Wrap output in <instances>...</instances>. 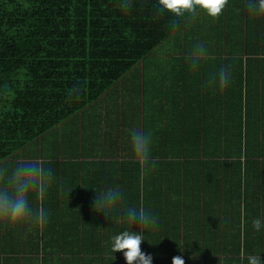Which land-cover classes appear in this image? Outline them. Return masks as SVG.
Wrapping results in <instances>:
<instances>
[{"label": "trees", "instance_id": "trees-1", "mask_svg": "<svg viewBox=\"0 0 264 264\" xmlns=\"http://www.w3.org/2000/svg\"><path fill=\"white\" fill-rule=\"evenodd\" d=\"M156 4L134 0L125 13L117 0H0V166L40 155L53 171L44 196H30L46 222L0 227V264H126L123 252H112V238L138 230L124 215L129 207L157 218L141 243L147 254L165 250L163 257L151 254L152 264H172L180 249L187 250L185 264H204L212 250L230 253L215 255L216 264H248L264 253V207L251 199L260 189L264 196V16L250 13L247 0H228L215 19L200 8L195 16L158 14ZM198 40L207 49L200 73L210 78L191 68L168 73L163 64L151 74L150 53L162 41L163 49L175 45L188 57ZM221 67L230 75L223 89L209 83ZM128 72L135 73V89L121 103L135 110V129L151 134L153 93L168 102L151 134L156 163L143 177L109 121ZM74 88L79 93L69 98ZM103 127L99 139L95 131ZM180 132L191 143L180 142ZM99 145L104 156L83 158ZM188 154L195 169L185 190L178 184L186 170L175 166ZM113 187L123 198L104 213L94 206L96 195Z\"/></svg>", "mask_w": 264, "mask_h": 264}, {"label": "clouds", "instance_id": "clouds-1", "mask_svg": "<svg viewBox=\"0 0 264 264\" xmlns=\"http://www.w3.org/2000/svg\"><path fill=\"white\" fill-rule=\"evenodd\" d=\"M228 5V0H157L155 11L158 14L168 12L180 18L186 13L195 16L197 8L203 9L212 18H219ZM117 6L127 13L132 10L134 0H117ZM250 13L264 16V0H247ZM207 49L203 44H195L188 54L190 67L193 71L198 69L199 63L206 58ZM230 80L229 72L221 67L218 73L213 74L209 83L217 84L221 89L227 87ZM79 93V89H69V98ZM78 98V95H77ZM130 142L134 161L139 168L141 177L147 175L155 165L152 157V137L139 129L130 130ZM53 180V171L46 168L40 160H26L18 162L14 167L0 166V227L19 230L25 226L42 225L46 222V212L42 206L33 207L30 196L35 194L43 197ZM123 194L118 187L107 188L100 195H96L94 206L99 203L101 210L106 213L117 209ZM124 215L137 231H122L112 238V252H123L126 264H152L151 254L141 250L144 240L143 232L148 227L157 224V218L143 207H129L124 209ZM257 231L261 228V221H253ZM248 264H264V259L258 256H249ZM172 264H185L182 256L172 257Z\"/></svg>", "mask_w": 264, "mask_h": 264}, {"label": "crops", "instance_id": "crops-1", "mask_svg": "<svg viewBox=\"0 0 264 264\" xmlns=\"http://www.w3.org/2000/svg\"><path fill=\"white\" fill-rule=\"evenodd\" d=\"M201 22H202V19L201 20H197L196 19L195 24L196 23H201ZM197 31H198V28L196 29V32ZM187 45L189 46V42H187ZM186 61H187V64H182V67L184 69L185 68H191L190 67V61L188 60V57H187ZM155 63H156V59H155V61L151 62V65L148 66V69L150 68L151 74L156 69L158 70V68H159V66H155ZM199 66H198V69L196 71L198 77H200V78L201 77L210 78L209 74L203 75V74L200 73V67ZM135 71H136L135 73H138L137 70H135ZM171 71L174 72V73H177V71L174 70V69L173 70L169 69L168 73H171ZM185 71H186V69H185ZM186 72H188V71H186ZM192 72H195V71H192ZM135 73L133 74L132 72H128V74H125L120 79L121 82H119V88L124 87L125 83H129V87H127V88L135 89V87L131 88L135 84ZM178 73L180 74V76L183 74V73H180V72H178ZM148 96H149V93H148ZM164 97H165V94H164L163 98H160L157 94L153 93V97L150 96V98H149V105H148V110H147V122H148V129H150L151 134L153 133V130H157L156 126H154V125L157 124L156 122L161 120V119H164V117H163L164 115L161 114V109H163V111L164 110L166 111L167 104H168V102L165 101ZM115 98L118 99V101L116 103L117 104V106H116L117 109L111 114V117L109 118V121H110L111 126H113V129H115V131L117 132V134L119 136L117 143H120V144L124 145L123 146L124 149H128V150L131 149L132 150L131 142H130V130L135 129V119L134 120L131 119L133 114H135V110H131L132 108H130L129 105H125V104L121 103V100L123 98L122 96H117ZM160 102L163 103L162 106H161ZM156 115H158V117H159L158 119L156 118ZM128 120H130L129 121L130 124L127 126ZM74 127H75V124L74 123L71 124L70 133L73 132ZM95 132L98 133L97 135L99 136L98 137L99 139L100 138H104L106 136V135H104L105 134V128L104 127L101 128V129L97 128V130ZM183 134H184V132H180L179 133V137L182 140L180 142H182L184 144L191 143V141H188V142L184 141V140H186L185 138L187 136H185ZM191 134H193V133H191ZM160 140L162 141V137H161ZM91 143H102L103 144L102 140H100L98 142L92 141ZM44 144H49V141L45 142ZM99 146H101V147H99ZM99 146H98V148L97 147L96 148H91L89 153L82 155L83 158L85 160H87V161H91L92 162V161L96 160L97 158H101L102 156H104L102 154L103 146L102 145H99ZM127 155L129 156V154H127ZM26 156L30 157L32 155H26ZM122 156L123 155L120 154V157H122ZM192 157H194V156H191V154H188L186 156V158L183 155H180L179 158H176L177 163H176L175 167H180V168L186 170V175L184 176V178L178 184V185L181 186V188H184L185 190L187 189V188H185V185L187 184V183H185V181L190 177L191 172L195 169ZM68 158L71 159V157H68ZM184 158H185L186 161H184ZM81 159L82 158L79 157V160H81ZM162 159H167V158H162ZM17 160L21 161L22 159L19 158ZM37 160H41L40 155L37 158ZM11 165H12V167H14L13 164H11ZM165 165L167 166V164H165ZM87 167L90 168L91 164H89ZM88 168L87 169H85V168L83 169L84 170L83 175L89 170ZM164 171H166V168L164 169ZM98 173L102 177H104L100 172H98ZM86 177L89 178V172H87ZM90 181H91V179H90ZM170 194H174V193L171 192ZM206 264H216V263H215L214 260H210L209 259L206 262Z\"/></svg>", "mask_w": 264, "mask_h": 264}, {"label": "rangeland", "instance_id": "rangeland-1", "mask_svg": "<svg viewBox=\"0 0 264 264\" xmlns=\"http://www.w3.org/2000/svg\"><path fill=\"white\" fill-rule=\"evenodd\" d=\"M170 41V40H169ZM200 44H202V40H198ZM162 45H167L168 43L167 42H164L163 41L160 43ZM161 45V48L158 46L155 48L154 51H152L150 53V55H153L156 59V63H155V66L159 65V64H163L166 68H170V69H174L176 70L177 72H180V73H185V70H180V69H177L176 67L178 66V64H187V61H186V55H187V51L185 50H182L180 47H176L175 45L172 46L173 48H171L170 50H167L166 48L163 49ZM155 60L151 59V62H153ZM138 68H136L135 70H138L141 68V65L138 63L137 64ZM127 87H129V83H125L124 84V87L122 88H119L116 92V94H118V96H124L125 93L129 94L131 93L130 91H134L133 89H127ZM251 199L255 202V203H258L260 205V208L264 207V196H263V189H260L259 190V194L258 193H255L252 194V197ZM250 199V200H251ZM263 211H264V208H262ZM263 215L261 213L260 215V220L261 218H263ZM156 252L158 253H154L152 251L151 254H155V255H159V257H163L164 255L166 256V252L165 250H161V251H158V250H155ZM187 250H177V251H174L176 254L180 255V256H185ZM212 252H215V253H212V254H208L207 256H205L204 258V261H208L209 259L210 260H213L215 255L217 256H220V258H222L223 254H227L229 255L230 253L227 252H216L215 250H212ZM118 253H121V252H118ZM206 253V252H204ZM262 258H264V253L263 254H259ZM199 257V255H198ZM161 260V263L160 264H171V262L169 260H165L163 258L160 259ZM206 262H204V264H206Z\"/></svg>", "mask_w": 264, "mask_h": 264}]
</instances>
